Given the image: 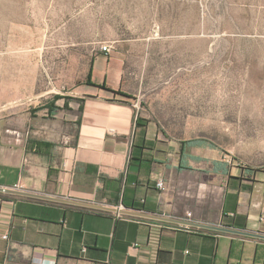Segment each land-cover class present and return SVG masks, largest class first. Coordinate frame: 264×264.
<instances>
[{
	"label": "crops",
	"instance_id": "crops-1",
	"mask_svg": "<svg viewBox=\"0 0 264 264\" xmlns=\"http://www.w3.org/2000/svg\"><path fill=\"white\" fill-rule=\"evenodd\" d=\"M111 52L95 54L77 88L35 105L27 97L0 117V188L264 234V167L202 159L187 151L201 146L160 140L124 88L122 56ZM52 103L59 110H39ZM201 173L209 179H192ZM200 182L210 194L196 201ZM118 214L0 192V264H264V240Z\"/></svg>",
	"mask_w": 264,
	"mask_h": 264
},
{
	"label": "rangeland",
	"instance_id": "rangeland-1",
	"mask_svg": "<svg viewBox=\"0 0 264 264\" xmlns=\"http://www.w3.org/2000/svg\"><path fill=\"white\" fill-rule=\"evenodd\" d=\"M104 44L160 140L264 167V0H0V117L80 86Z\"/></svg>",
	"mask_w": 264,
	"mask_h": 264
},
{
	"label": "water",
	"instance_id": "water-1",
	"mask_svg": "<svg viewBox=\"0 0 264 264\" xmlns=\"http://www.w3.org/2000/svg\"><path fill=\"white\" fill-rule=\"evenodd\" d=\"M0 192H4L10 195L37 199V200H43V201L61 203V204H66V205H71V206H76V207H82V208H87V209H92V210H98V211H104V212H114V213H119L125 216L149 219V220H154V221L163 222L167 224L183 225V226H188V227L200 229V230L214 231V232H220V233H225V234H231V235L264 240V234L239 231V230H234V229H230V228L219 226V225H208V224H202V223H197L193 221L173 219V218L164 217L160 215L147 214V213H143V212L136 211V210H126V209L119 210L117 208H111V207H106V206H101V205H96V204H91V203H83L79 201H73L69 199L47 196V195H42V194H37V193L18 191V190H13L10 188H0Z\"/></svg>",
	"mask_w": 264,
	"mask_h": 264
},
{
	"label": "trees",
	"instance_id": "trees-1",
	"mask_svg": "<svg viewBox=\"0 0 264 264\" xmlns=\"http://www.w3.org/2000/svg\"><path fill=\"white\" fill-rule=\"evenodd\" d=\"M86 85H87V86H90V87H95V85H93V84L90 82V73L87 75V78H86ZM97 88L102 89V90L107 91V92H110V93L115 94V95L123 96V97H125V98H131L130 96H128V95H126V94H123V93H121V92H114V91H112V90L106 88L105 85H102V86L97 87ZM59 99H60V97H54V101H57V100H59ZM64 108H66V105L64 106ZM44 109L47 110L48 114H50V113H52V112H54V111L59 110V108H58V107H55L53 103H52V104H48V105H43L42 107L39 108V110H44ZM144 122H145L144 119L138 117V118L136 119V121H135V126H137L138 128H143V127H144ZM198 142H199V141H197V142H196V141L181 142V143H180V150H183L184 148H188V147H190V146L197 145ZM138 149H139V150H143L144 148H143V147H138ZM130 160L137 161V162H141L140 160H134V158H133V153L131 154V158H130ZM145 162H147V161H145ZM149 163L151 164V163H153V161H150V162L148 161V164H149ZM199 230H200V229H199Z\"/></svg>",
	"mask_w": 264,
	"mask_h": 264
},
{
	"label": "built area",
	"instance_id": "built-area-1",
	"mask_svg": "<svg viewBox=\"0 0 264 264\" xmlns=\"http://www.w3.org/2000/svg\"><path fill=\"white\" fill-rule=\"evenodd\" d=\"M112 50V46L109 45V44H104L100 47V51L103 52L104 54L108 55ZM155 180V187L160 190V191H163L165 189V182L162 178L158 177V176H155L154 178ZM11 189V188H10ZM13 190H18L17 188V185L14 186V188H12ZM117 209L119 210H124L123 207H118ZM119 216H121L120 214H118ZM259 220H263L262 218H260ZM185 221H192L191 220V214H188L187 215V218L185 219ZM172 226H170L169 228H171ZM174 230H184V231H190V230H193L195 228H191V227H188V226H183V225H175L172 227ZM199 230V229H198ZM3 240H7L8 239V236L7 235H3L1 237ZM83 251H85V249H83ZM32 264H55V263H49V262H46V261H43L41 259H38V258H33L32 261H31Z\"/></svg>",
	"mask_w": 264,
	"mask_h": 264
}]
</instances>
